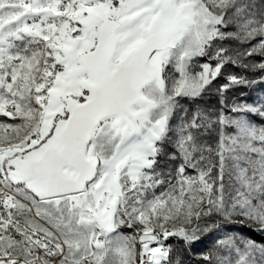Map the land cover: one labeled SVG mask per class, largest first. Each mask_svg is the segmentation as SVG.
<instances>
[{"label": "snow or ice", "instance_id": "1", "mask_svg": "<svg viewBox=\"0 0 264 264\" xmlns=\"http://www.w3.org/2000/svg\"><path fill=\"white\" fill-rule=\"evenodd\" d=\"M259 58V59H258ZM264 0H0V264H264ZM216 87L219 107L203 104ZM174 242V243H173Z\"/></svg>", "mask_w": 264, "mask_h": 264}, {"label": "rangeland", "instance_id": "2", "mask_svg": "<svg viewBox=\"0 0 264 264\" xmlns=\"http://www.w3.org/2000/svg\"><path fill=\"white\" fill-rule=\"evenodd\" d=\"M228 74L238 75V76L243 75L247 79L255 81V83L249 85L233 86L229 88L224 93V96L229 104H231L233 101L237 103L252 104L253 106L256 107H259L260 105L264 104V74H262L259 71L257 72L242 71L238 67L228 66L225 72V76L219 78L215 82L216 87L227 83L226 76ZM216 87H214L213 91L210 92L207 96H205L203 100V104L210 106L212 109H217L219 107V102H220V95L217 93ZM239 230L243 233V228ZM255 232L258 236L262 237L263 240H256V239L254 240L257 243H264V234H261L257 231ZM211 243H212L211 236L205 237L201 241L195 243L191 251H186L183 254L182 259L184 261V264H199L198 254L201 251H206L207 248L211 246Z\"/></svg>", "mask_w": 264, "mask_h": 264}, {"label": "trees", "instance_id": "3", "mask_svg": "<svg viewBox=\"0 0 264 264\" xmlns=\"http://www.w3.org/2000/svg\"><path fill=\"white\" fill-rule=\"evenodd\" d=\"M243 233H244V235L247 236V237H251V238L256 239V240H263V238L260 237V236H258V235L256 234V232L253 231V230L243 228Z\"/></svg>", "mask_w": 264, "mask_h": 264}]
</instances>
